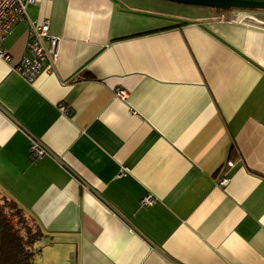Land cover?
Wrapping results in <instances>:
<instances>
[{
	"label": "crops",
	"instance_id": "1",
	"mask_svg": "<svg viewBox=\"0 0 264 264\" xmlns=\"http://www.w3.org/2000/svg\"><path fill=\"white\" fill-rule=\"evenodd\" d=\"M185 8L42 0L34 82L29 21L5 38L0 191L46 235L35 264H264V11Z\"/></svg>",
	"mask_w": 264,
	"mask_h": 264
},
{
	"label": "built area",
	"instance_id": "2",
	"mask_svg": "<svg viewBox=\"0 0 264 264\" xmlns=\"http://www.w3.org/2000/svg\"><path fill=\"white\" fill-rule=\"evenodd\" d=\"M42 0H0V59L9 61L10 57L3 50L2 44L5 38L10 34L13 27L19 22L28 20V8L30 6L40 5ZM29 43L27 45L24 58L17 67L18 72L28 81L34 82L44 71L45 62L51 57L53 62L57 61L59 39L52 37L49 33V21H43L40 25L30 20ZM50 44V49L45 48L44 43ZM121 99L127 98V92L119 90L117 93ZM63 113H67L68 109L65 106L61 107ZM45 155V151L39 146L34 145L32 156L35 159ZM230 165V164H229ZM228 184L227 179H221L219 185L224 187ZM152 197L144 199L143 204L147 206L153 205Z\"/></svg>",
	"mask_w": 264,
	"mask_h": 264
},
{
	"label": "trees",
	"instance_id": "3",
	"mask_svg": "<svg viewBox=\"0 0 264 264\" xmlns=\"http://www.w3.org/2000/svg\"><path fill=\"white\" fill-rule=\"evenodd\" d=\"M8 199L4 208L0 205V264H35L46 235L15 201ZM6 208L16 211L20 218L17 226L9 221Z\"/></svg>",
	"mask_w": 264,
	"mask_h": 264
},
{
	"label": "water",
	"instance_id": "4",
	"mask_svg": "<svg viewBox=\"0 0 264 264\" xmlns=\"http://www.w3.org/2000/svg\"><path fill=\"white\" fill-rule=\"evenodd\" d=\"M190 8L218 10L222 12L264 11V0H159Z\"/></svg>",
	"mask_w": 264,
	"mask_h": 264
},
{
	"label": "rangeland",
	"instance_id": "5",
	"mask_svg": "<svg viewBox=\"0 0 264 264\" xmlns=\"http://www.w3.org/2000/svg\"><path fill=\"white\" fill-rule=\"evenodd\" d=\"M187 10V12L190 13V16H195L197 14H195V12L193 11H203V9H196V8H190V7H186L185 8V11ZM206 10V9H205ZM184 11V13H185ZM206 11H209V10H206ZM9 200L8 197H6L1 191H0V205L4 208L7 204H6V201ZM5 213L7 214L8 216V219L9 221L14 225V226H17L19 221H20V218L16 216V211H11L9 208H6V210H4ZM14 215L17 217H14ZM40 256V255H39ZM36 257V261L38 259V257ZM35 261V263H36Z\"/></svg>",
	"mask_w": 264,
	"mask_h": 264
},
{
	"label": "flooded vegetation",
	"instance_id": "6",
	"mask_svg": "<svg viewBox=\"0 0 264 264\" xmlns=\"http://www.w3.org/2000/svg\"><path fill=\"white\" fill-rule=\"evenodd\" d=\"M210 11V10H209ZM211 11H213V12H220V13H223L222 11H218V10H211ZM227 12V11H226Z\"/></svg>",
	"mask_w": 264,
	"mask_h": 264
}]
</instances>
